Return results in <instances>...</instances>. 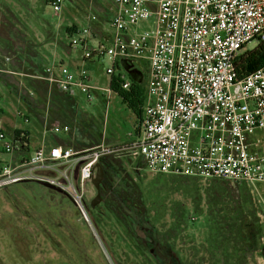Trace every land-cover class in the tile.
<instances>
[{
	"label": "built area",
	"instance_id": "2783aa9c",
	"mask_svg": "<svg viewBox=\"0 0 264 264\" xmlns=\"http://www.w3.org/2000/svg\"><path fill=\"white\" fill-rule=\"evenodd\" d=\"M70 0H46L55 15ZM112 17L93 46L97 15L83 28L72 26L69 46L81 60L107 55L105 93L89 85L84 70L52 62L43 79L69 99L77 93L110 103L116 85L129 92L133 81L121 60L142 73L140 115L134 133L121 145L103 142L82 149L69 145L30 151L24 133L0 130V188L22 180L50 185L67 193L88 222L82 206L86 183L107 155L142 161L155 175L218 179L264 185V66L238 79L234 62L245 46L264 41V0H109ZM107 43V45H105ZM9 61V57L5 58ZM122 72L114 76V68ZM20 113L18 116L20 117ZM28 122L27 118H24ZM43 133H69L55 123ZM49 130V131H46ZM264 223V209L258 213ZM89 223V222H88Z\"/></svg>",
	"mask_w": 264,
	"mask_h": 264
},
{
	"label": "flooded vegetation",
	"instance_id": "af4514ba",
	"mask_svg": "<svg viewBox=\"0 0 264 264\" xmlns=\"http://www.w3.org/2000/svg\"><path fill=\"white\" fill-rule=\"evenodd\" d=\"M0 30L10 31L11 35L15 34L11 29L7 31L0 27ZM138 163L141 164L138 166ZM99 167L102 173L98 187L91 182L94 176L86 183L93 189V196L87 201L85 189L83 194L82 206L89 223L84 219L70 195L35 183L36 191L41 193L40 197L46 196L45 202L35 204L30 201L31 203H28L36 207V211L43 217L42 222L51 233L49 241L53 247L52 250L59 258L58 261H45L42 264H75V257L77 264H98L83 246L69 244L71 240L68 235L67 221L60 220L50 212L48 203L63 199L70 201L78 215H82L83 223L91 232L90 246L93 249L98 246L109 264H264V223L260 222L258 217L261 210L258 207L260 199L250 191L257 221L252 217L249 218L250 229L247 236L235 230L230 234L228 223L206 225L204 222L205 216L222 214L228 217L229 212L226 209L208 208L202 200L198 207L202 213L197 215L195 214L196 201L190 193H188L190 209L178 200H173L170 204H166L164 199L150 201V193H146L141 186L143 173L148 172L143 162H135L129 157L120 155L109 161L106 166L99 165ZM182 178L164 176L160 177V183L156 184L179 190L174 183ZM230 183L240 185L231 181ZM16 184L21 185L19 182L12 183V185ZM0 190H6V186L1 187ZM19 192L26 194L27 191ZM8 194L12 193L8 191ZM97 196V202L92 205ZM16 208L19 209L18 206ZM166 208L169 210L171 221L168 225L158 226L157 220L160 213ZM34 221L38 222L35 219ZM173 226H177L176 234L171 232ZM199 226L205 230L204 238L195 242V239L191 237L190 240L193 241L184 254L181 245L184 242V234L187 230ZM214 227L219 229L216 230ZM92 228L99 239L102 238L101 242L107 253ZM220 231L224 233L223 236L218 234ZM15 232L20 233V231ZM160 233H164V236H160ZM20 235L25 236V244L29 240V243L34 245L35 239L32 234L23 232ZM54 236L57 239H53ZM109 249L112 250L111 253ZM0 264L5 263L0 259Z\"/></svg>",
	"mask_w": 264,
	"mask_h": 264
},
{
	"label": "rangeland",
	"instance_id": "374dc122",
	"mask_svg": "<svg viewBox=\"0 0 264 264\" xmlns=\"http://www.w3.org/2000/svg\"><path fill=\"white\" fill-rule=\"evenodd\" d=\"M104 1L108 7L106 17L107 25H105V29L108 30L113 10L112 5L109 4V0ZM0 2H5L7 8L11 6L9 10L19 22V28L25 29L29 34L36 36L35 40L39 43L37 46V48H39V54L44 57L48 63L54 60L59 63V60H63L65 66L72 68L76 72L84 70L88 76L89 85L94 88H99L105 93L104 89H106L109 84V77L106 75L105 71L112 67V62L108 59V56L103 55L102 58L99 59L83 61L78 56V46H72L71 53H68L63 47V44H69L67 29H70L74 24L78 25L79 28H83L87 22L88 15L94 11L92 7L87 4L81 5L67 1L63 5L62 12L59 15H55L49 4L46 3V0H0ZM10 11H7V14L11 17L12 13ZM107 32H109V30ZM90 43L96 44L94 43V39H91ZM105 45H107V43H105ZM256 45V42L252 41L245 46V49L252 50ZM121 72V68H114V76H117L118 73ZM16 78L22 79L17 76ZM140 87L144 88V80L140 83ZM0 92V105L2 107V111L0 112V130L7 133L6 128L12 127L17 120L18 126L33 131H42L40 124L35 120V115L29 113V111L26 113L29 114V121L27 123H24L20 120L21 118H18V113L23 110L26 111L27 109L24 103H19L17 101L16 96L13 95L8 88L0 84ZM31 95L38 100L36 94L34 95L33 93ZM74 98L75 100L71 99L72 104H75L76 101L82 112L94 113L95 106H98V112L104 117L105 103H101L99 97H95L89 101L84 94L77 93ZM40 103L41 102L37 105L40 106ZM69 107L65 119L67 120V124L72 126L71 129L73 130L77 120L72 115L71 102H69ZM135 118L134 112L129 109L127 104L124 103L119 96L113 95L108 106L105 126H101L102 131L106 134L108 140L126 139L128 138L126 134L130 132V134L134 133L133 121ZM6 135L7 138L10 137V134ZM164 176L167 175H155L150 171L143 173V183L141 186L146 193H150V201H163L164 199L166 204H170L171 201L178 200L190 209L191 202L187 191L179 188V190H173L172 187L156 184L160 183L159 178ZM22 189H25L22 185L11 184L6 186V190H0V259L5 264H42L45 261H58V255L52 250L53 247L49 241L51 239V233L48 232L49 229L45 226L44 222H42L43 217L36 211V207L29 205L32 201L35 204L45 202L46 196L40 197L41 193L36 191V188L33 187L29 189L26 188V194L19 192L24 191ZM8 191L12 194L9 195ZM250 192L260 199L258 207L263 211L264 185L250 190ZM92 196L93 189L90 187V184H88L85 187V199L88 201ZM16 206H18L19 209H17ZM47 206H49L50 212H52L53 215L62 221H67L69 227L68 235L71 240L69 244L83 246L86 252L98 264H109L98 246H96L97 250L90 246L89 236H91V232L87 228V225L83 223L82 215H78L74 205L70 201L66 199L59 201L54 200L53 202H49ZM169 214L168 208L161 211L157 220V225H168L171 221ZM34 219L38 220V222L36 223L34 221V223ZM15 231L29 233V235L32 234L35 239L34 245L30 244L29 240L25 244V236ZM204 236L205 230L201 226L187 230L184 234V242L181 244L184 254L187 247L191 244V241H193L190 240L191 237L195 239V242H198L201 241ZM96 238L103 246L101 242L102 238L100 240L97 234ZM53 239L57 238L54 236ZM104 250L106 251L105 248ZM108 251L109 253L112 252L110 249ZM74 262L77 264L76 257Z\"/></svg>",
	"mask_w": 264,
	"mask_h": 264
},
{
	"label": "crops",
	"instance_id": "0c3cea01",
	"mask_svg": "<svg viewBox=\"0 0 264 264\" xmlns=\"http://www.w3.org/2000/svg\"><path fill=\"white\" fill-rule=\"evenodd\" d=\"M70 2L81 5L88 3V6L94 8L96 12L92 13H95L99 19V22L93 25L94 43L101 41L100 35L106 31L105 25H107L104 20L108 13V7L105 1L70 0ZM6 6L7 4L5 2H0V27L7 31L11 29L15 34L11 35L9 34L10 31L5 32L4 30H0V84L8 88L11 93L16 96L19 103H24V106H26L27 110L19 112L21 115L18 118H21L20 120L27 123L24 121V118H27L29 121V114H26L29 111V113L35 115V120L40 124L42 131H33L18 126L16 120L12 127L6 128L7 133L5 134H13L14 132L24 133L27 136L30 151L39 148L42 144L45 146L62 144L88 149L96 147L102 142L108 146H117L126 142L128 138L122 140H108L106 134L102 131L101 126H105L109 106L104 99L100 98V102L103 104L105 103L104 117L98 112V106H95L94 113L90 112L78 116L77 113L74 114L75 108L78 109L76 101L75 104H72L71 99L50 86L48 82L43 79L44 68L50 63L39 54V48H37L39 43L35 40L36 36L29 34L25 29L19 28V22L9 10L11 6H8V8ZM7 11L12 13L11 17L7 14ZM74 26L78 25L74 24ZM91 45L93 46L94 44ZM63 47L68 53H71L72 48L69 45L63 44ZM78 56L81 57L79 49ZM7 57H9V61H5ZM52 62H56V60ZM60 62L62 64L64 63L63 60H59V63ZM16 76L22 79H18ZM29 91L33 92L34 95L36 94L38 100H36L33 95H31L33 93ZM38 101L41 102L40 106L37 105L39 103ZM69 102H71L72 115L77 120L75 128H73V130L71 129L69 133L54 135L48 132L44 134L43 131L46 127L45 121H47V127H50V124L48 125V120H57L63 124H67L65 116L70 108ZM1 111L2 107L0 105V112ZM49 113H51V115ZM91 119H93V121L89 127L88 124ZM133 123L134 128L136 118ZM70 127L72 126L70 125ZM129 134H126L127 137Z\"/></svg>",
	"mask_w": 264,
	"mask_h": 264
},
{
	"label": "trees",
	"instance_id": "16d2710c",
	"mask_svg": "<svg viewBox=\"0 0 264 264\" xmlns=\"http://www.w3.org/2000/svg\"><path fill=\"white\" fill-rule=\"evenodd\" d=\"M89 1V0H88ZM88 4V3H86ZM91 7V6H90ZM94 9V8H92ZM94 12V11H93ZM107 23V18H104ZM67 32H73V29H67ZM62 64V63H60ZM235 73L239 80H241L244 76L250 74L256 69L264 66V41L259 42L255 48L252 50L243 49L235 59L234 62ZM113 90H115L118 96L123 100L124 103L127 104L129 109H131L137 117L140 115V104L143 97V88L140 87V84L135 82L132 83V88L129 92H119L116 85H113ZM55 88V87H53ZM56 89V88H55ZM80 112H79V111ZM75 109L74 114L77 113L78 116L81 114H85L80 110ZM51 115V113H49ZM49 115V116H50ZM59 117V116H58ZM53 118V117H52ZM93 119L90 120L88 126L90 127ZM55 123H61L57 120H48V125L50 126ZM14 134H18V132H14ZM116 156L107 155L101 157L98 161V164L101 166H106V164L114 159ZM174 183L179 189H183L190 193L196 201L195 204V214H201L202 211L198 208L202 200L206 207L211 209H226L229 212V216L222 214H210L205 216V224H218V223H228V227L230 230V234L235 230V232H239L240 234H244L247 236L249 234V218L252 217L257 221L255 217V209L253 207L249 188L243 185H232L228 180H200L197 178H187L183 177ZM35 183H39L36 181L26 180L23 182H19L23 188H36ZM41 184V183H39ZM23 189L24 191H27ZM189 222V220H188ZM195 225L194 223H191ZM218 230V227H214ZM177 226H173L171 228V232L176 234ZM219 235H224L222 231L218 233ZM160 236H164V233H160ZM228 235V234H227ZM169 236V235H168ZM226 237V236H225ZM168 238V237H167ZM173 238V237H172ZM170 247V246H168Z\"/></svg>",
	"mask_w": 264,
	"mask_h": 264
},
{
	"label": "water",
	"instance_id": "95a60500",
	"mask_svg": "<svg viewBox=\"0 0 264 264\" xmlns=\"http://www.w3.org/2000/svg\"><path fill=\"white\" fill-rule=\"evenodd\" d=\"M121 66L122 68L126 71V73L129 75V77L131 78V80L137 84L142 83V73L140 70L136 69V68H132V65L127 64L125 60H121ZM141 163H138L137 165L139 166ZM101 169L99 167V164L97 163L95 165V174L94 177L91 179V182L95 185V187H98V184L100 182L101 179ZM26 181V180H22L21 182ZM45 187L51 188V189H56L50 185L47 184H42ZM58 192H61V190L56 189ZM97 199L92 203V205H94L97 200H98V196L96 197Z\"/></svg>",
	"mask_w": 264,
	"mask_h": 264
}]
</instances>
